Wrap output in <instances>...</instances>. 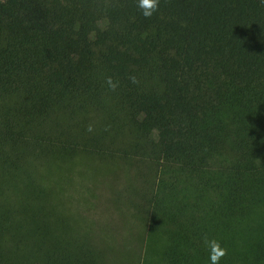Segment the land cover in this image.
Wrapping results in <instances>:
<instances>
[{
	"label": "trees",
	"instance_id": "16d2710c",
	"mask_svg": "<svg viewBox=\"0 0 264 264\" xmlns=\"http://www.w3.org/2000/svg\"><path fill=\"white\" fill-rule=\"evenodd\" d=\"M138 2L0 0V264H264V0Z\"/></svg>",
	"mask_w": 264,
	"mask_h": 264
},
{
	"label": "clouds",
	"instance_id": "9594fccd",
	"mask_svg": "<svg viewBox=\"0 0 264 264\" xmlns=\"http://www.w3.org/2000/svg\"><path fill=\"white\" fill-rule=\"evenodd\" d=\"M159 2L160 0H139L138 7L142 10V14L145 18H150L154 13L158 12ZM131 80L133 83H136L135 77H131ZM106 82L113 91L118 86L110 77ZM92 130V127L89 126L88 131ZM202 239L204 245L209 250L210 264H220L221 259L227 255V249L223 248L218 240L214 238L209 239L207 235H205Z\"/></svg>",
	"mask_w": 264,
	"mask_h": 264
}]
</instances>
